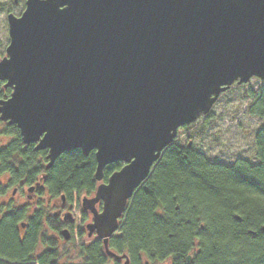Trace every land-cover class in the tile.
Returning <instances> with one entry per match:
<instances>
[{"label":"water","instance_id":"95a60500","mask_svg":"<svg viewBox=\"0 0 264 264\" xmlns=\"http://www.w3.org/2000/svg\"><path fill=\"white\" fill-rule=\"evenodd\" d=\"M7 25L0 121L47 151L46 169L74 149L95 152L96 182L124 163L82 206L89 236L129 264L108 240L177 130L234 82L264 81V0H25Z\"/></svg>","mask_w":264,"mask_h":264},{"label":"trees","instance_id":"16d2710c","mask_svg":"<svg viewBox=\"0 0 264 264\" xmlns=\"http://www.w3.org/2000/svg\"><path fill=\"white\" fill-rule=\"evenodd\" d=\"M10 93L0 81V100ZM246 96L252 98L247 113L264 121V83ZM0 125V141H6L0 143V177L7 178L1 192L12 187L28 196L48 195L32 212L0 207V264H30L38 247L48 251L40 263L55 264L58 246L48 232L59 234L60 223L45 203L95 191V152H64L46 169L47 151L25 145L15 125ZM254 146L255 163L239 158L226 166L210 161L191 141L171 143L135 191L120 230L108 240L109 249L127 255L129 264H188V256L189 264H264V130L255 134ZM123 165H107L104 179ZM85 238L80 230L76 251L82 264H110L102 241Z\"/></svg>","mask_w":264,"mask_h":264},{"label":"rangeland","instance_id":"374dc122","mask_svg":"<svg viewBox=\"0 0 264 264\" xmlns=\"http://www.w3.org/2000/svg\"><path fill=\"white\" fill-rule=\"evenodd\" d=\"M23 7L24 0H18L17 5L13 0H0V58L4 56L9 43L7 14L11 12L19 16ZM260 84L261 81L255 78L250 79L245 85L234 84L215 102L209 117L198 119L187 131L179 130L174 143L184 146L191 141L192 145L210 161L223 163L226 166L232 165L239 158L255 163L254 136L260 130H264V121L247 113L252 98L246 95L249 89L256 92ZM5 142L4 139L0 141V143ZM6 183L7 178L0 177V207L5 208V211L9 207H28L32 212L41 202L48 199L46 192L32 198H27L19 192L12 195V187L1 192ZM48 233L51 234L50 231ZM77 244V241L73 240L61 245V248L67 251L66 255L75 259L73 262H66L67 264H82L75 257Z\"/></svg>","mask_w":264,"mask_h":264},{"label":"flooded vegetation","instance_id":"af4514ba","mask_svg":"<svg viewBox=\"0 0 264 264\" xmlns=\"http://www.w3.org/2000/svg\"><path fill=\"white\" fill-rule=\"evenodd\" d=\"M13 3H15V5H17L18 0H13ZM24 6H25V1H24ZM23 10H24V7H23ZM22 11H21V13H22ZM107 179L105 180L103 177L101 183H106ZM98 184L99 183L97 182V186H98ZM17 192L25 195L27 198L36 197V195L28 196V193L25 190L23 193L20 192V191H18V188L13 189L11 194L15 195ZM32 192H33V190H32ZM32 192H29V193H32ZM94 193H95V191L89 195L79 196L76 192H73L70 200L63 195L58 199H49L45 203V205L47 206L48 212L53 217L58 219L59 223H60L59 224V227H60L59 234H57L53 231L50 232L51 237H53L55 242H56V246H58L57 251H53V253L55 252L56 256H55L54 260L52 261V263L67 264L68 262H73L75 260L71 256L66 255L67 251L64 250V248L62 249L61 245L68 243V242H71L73 240L77 241L78 237H79V231L80 230L82 232H84L85 237H86L85 239L88 242H91L94 240H99L94 232L89 236V233H88V230L86 229V226L89 223H92L93 214L89 209H85L82 206V199L85 197L91 198L94 196ZM95 208H96L97 212H101L102 202L97 203ZM14 209H19V207H17V208L14 207ZM76 212H78V214H76ZM21 227H22V229H24L25 223H22ZM65 230L68 231V238L67 239H65L64 235H63V231H65ZM77 243H78L77 245H79L82 242L77 241ZM51 252L52 251H50V253ZM75 252H76L75 257L78 258L79 257L78 253H77V251H75ZM46 253L48 254V251H46L44 248L42 249L41 247H38V249L36 250V252L34 254L33 260L30 262V264H41L40 261H41L42 257L44 256V254H46ZM107 258L109 259L110 264H123V262H124V259L115 260L113 258H109V257H107ZM78 260L81 261V263H82L81 258H78ZM42 261H43V263H45L44 262L45 260H42ZM71 264H73V263H71Z\"/></svg>","mask_w":264,"mask_h":264},{"label":"bare ground","instance_id":"6f19581e","mask_svg":"<svg viewBox=\"0 0 264 264\" xmlns=\"http://www.w3.org/2000/svg\"><path fill=\"white\" fill-rule=\"evenodd\" d=\"M10 13H11V12H9L8 14H10ZM11 14H13V13H11ZM13 15H14V14H13ZM15 16H16V15H15ZM8 36H9V33H8ZM8 44H9V43H8ZM0 59H1V58H0ZM255 79L261 81V84L264 83V81H262V80H260V79H258V78H255ZM234 84H237V83L234 82V83L232 84V86H233ZM261 84H260V85H261ZM237 85H238V84H237ZM244 85H245V84H244ZM232 86H231V87H232ZM238 86H239V85H238ZM231 87H230V88H231ZM179 130H180V129L177 130L176 136H177ZM175 139H176V137H175ZM175 139H174V141H175ZM173 143H174V142H173ZM235 162H236V161H235ZM221 164H223V163H221ZM233 164H234V163H233ZM233 164H232V165H233ZM230 166H231V165H230ZM101 181H102V180H101ZM101 181L98 182V183H101Z\"/></svg>","mask_w":264,"mask_h":264}]
</instances>
